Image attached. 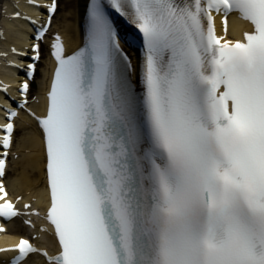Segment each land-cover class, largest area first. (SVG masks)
Wrapping results in <instances>:
<instances>
[{"label": "snow or ice", "instance_id": "1", "mask_svg": "<svg viewBox=\"0 0 264 264\" xmlns=\"http://www.w3.org/2000/svg\"><path fill=\"white\" fill-rule=\"evenodd\" d=\"M113 12L141 34L135 66ZM230 16L250 26L239 39ZM51 47L35 119L57 254L20 239L0 250L18 253L11 264H264V0H87L82 46L69 54L56 36ZM3 128L8 149L14 124ZM5 169L0 159L10 220Z\"/></svg>", "mask_w": 264, "mask_h": 264}, {"label": "bare ground", "instance_id": "2", "mask_svg": "<svg viewBox=\"0 0 264 264\" xmlns=\"http://www.w3.org/2000/svg\"><path fill=\"white\" fill-rule=\"evenodd\" d=\"M47 3H49L47 0H31V3L29 0H0V86L4 85L10 88L16 85L14 84L16 79L14 72L9 64L18 63L20 59L14 53L16 50L26 52L25 50L30 44L31 25L26 19H31L37 25L42 26L46 21L47 10L45 6ZM83 12V0H64L57 17L52 18L48 33L60 36L68 53L80 45L78 24ZM16 13H19L21 18H15ZM246 30H250L247 24L231 19L228 31L229 38H240ZM49 42L47 39V46ZM22 62V64L25 63L23 59ZM53 68L54 64L47 56L40 62L37 98L28 106L39 116L44 113L45 101L43 96ZM2 106L8 107L9 104H6L5 96L0 92V113H3ZM0 122H2L1 118ZM13 122L16 123V130L13 133L9 155L12 156L13 154V156L18 157L15 160L13 157L11 161H8L5 169L6 175L2 181L10 199L21 197V206L29 203L31 208H42L47 202L42 136L35 123L27 118L23 112H19L18 117ZM8 229V233L0 239V248L13 246L20 237H27L32 233L36 234L34 242L37 244L47 247L54 246L53 239L47 231L43 230V222L39 219L34 223V229L30 233L29 229L23 226L19 220L11 222ZM3 256L6 255H0V257ZM35 264L45 263L39 258L35 260Z\"/></svg>", "mask_w": 264, "mask_h": 264}, {"label": "rangeland", "instance_id": "3", "mask_svg": "<svg viewBox=\"0 0 264 264\" xmlns=\"http://www.w3.org/2000/svg\"><path fill=\"white\" fill-rule=\"evenodd\" d=\"M60 1H62V2H63L64 0H60ZM62 13H64V12H62Z\"/></svg>", "mask_w": 264, "mask_h": 264}]
</instances>
